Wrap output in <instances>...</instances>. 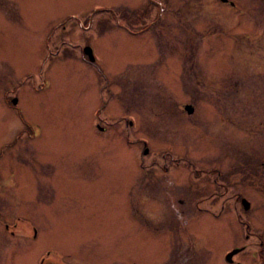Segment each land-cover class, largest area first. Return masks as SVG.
<instances>
[{
  "label": "rangeland",
  "instance_id": "374dc122",
  "mask_svg": "<svg viewBox=\"0 0 264 264\" xmlns=\"http://www.w3.org/2000/svg\"><path fill=\"white\" fill-rule=\"evenodd\" d=\"M146 1L0 0V187L22 184L28 199L33 188L40 191L24 208L41 229L40 249L112 250L118 236L122 250H135L136 264H163L171 252L176 262L184 247L205 263L227 264L228 249L243 239L233 215L196 217L199 197L193 196L186 216L175 205L179 214L173 211L168 223L176 229L160 228L169 220L167 189L174 185L179 194L180 187L195 188L196 168L209 173L208 185L219 168L229 180L217 192L227 199L214 201L228 202L236 216L247 217L250 241L260 236L264 0H157L164 19L156 29L134 37L116 26L118 14L131 32L146 26ZM86 45L102 62L104 77L79 55ZM178 103L192 104L196 114L181 116ZM126 118L134 120L133 129ZM97 120L106 134L98 133ZM133 188L139 199L156 201L154 232H141L130 218L112 226ZM236 193L249 201V210L234 203L230 195ZM4 194L0 250L12 244L2 227L5 207L10 213L22 206ZM186 219L193 221L185 231ZM234 255V264H260L249 253Z\"/></svg>",
  "mask_w": 264,
  "mask_h": 264
},
{
  "label": "flooded vegetation",
  "instance_id": "af4514ba",
  "mask_svg": "<svg viewBox=\"0 0 264 264\" xmlns=\"http://www.w3.org/2000/svg\"><path fill=\"white\" fill-rule=\"evenodd\" d=\"M146 2H147V8H146L147 15L151 18L149 20L147 19L148 24H146V26H144L143 28H139L135 32H131L128 29V25H125L123 19L121 18L119 14H118V17L117 15L114 16L115 18L114 22L116 26L119 29L127 31L128 34L132 33L130 35L134 37L140 34H144L145 32L156 29L161 24V21L164 19V17H162L163 5L161 2L157 0H147ZM222 2L226 3L227 0L222 1ZM231 6H233V4H231ZM120 23L123 25H121ZM91 26H92V22H91V19H89L88 27L86 29L81 24L79 28L80 30L84 28L85 30L88 31L91 28ZM57 39L59 40V43L61 45H64L67 43L65 38L60 37L59 34L57 35ZM156 41L155 40L152 41L154 45L156 44ZM78 46H76V48ZM86 47H89L92 50V57H93L92 61L87 55L84 54L83 50ZM93 50L94 49H92L90 45H86L83 48L81 47L79 49V53H80L79 55L81 56V58L83 57V60H85L88 63V66L93 69V72H95L96 74H99L101 77L102 76L104 77L105 71H104L103 66L101 65L102 62H99V61L97 62L98 58L95 57ZM61 53L63 55L65 52L63 51ZM98 64L101 66V68L97 67ZM180 64H181L180 70L182 71V74L180 75V77H183V65H182L183 60L180 61ZM152 73L155 75L154 70L152 71ZM163 77H166V76L164 75ZM174 90L176 92L179 90H183V86L182 88H176L174 86ZM99 94H100V91H99ZM13 101H15V103H13ZM16 103H17V100L15 99L11 100V104L13 106H15ZM100 106L101 107L98 109L99 113L100 112L104 113L103 109L106 107L105 104H100ZM187 107H190L193 110L192 114L187 113V109H186ZM176 108H177L178 114H180L181 116H183V114H186L191 117L195 115L197 112L196 108L192 104L178 103ZM99 113H96V114L99 115ZM126 120H127L128 128L133 129L135 126L134 120L127 119V118ZM92 121H93V118H92ZM123 121H125L124 118H123ZM93 123L97 125V131L99 134L104 135L107 133V130L101 128V125L98 123V120L97 122H93ZM244 154H246V151L244 152ZM258 164H260L261 167L264 168V162H261V163L259 162ZM165 170L166 172L167 171L169 172L168 168H166ZM213 171H215L213 172L214 174L213 179L207 185V181L205 183V180H204V177H205L204 175H209V173L203 174L204 173L203 171H200L196 168V171L193 174L195 175V178L198 181L197 186L192 189H186L184 188L185 186L180 187L178 188L181 190V191L179 190L180 191L179 194L175 192V190L177 189L173 188L174 185H172V181L170 182V185H172V187L168 188L167 193H165L169 197L167 198L168 202L165 203V207L166 208L168 207L166 218H168L169 220H165V223L166 222L167 223L163 225L162 228L160 229L166 230V232H170V230L176 229L175 226H170V223H168L171 220V215L173 211H174V214L176 215L179 214L177 213V210L175 209V205L177 203L180 204V206L183 207L182 209L183 215L186 216L189 210V201L192 200L193 196H197L199 198L196 200L195 204L197 206V211L199 212H197L198 215L196 217H201L203 215H206L216 220H220L221 218H228L227 217L228 215H233L234 217H236L237 226L238 228L241 229V233H242V238H243L241 240L242 245H239L237 247L234 246L233 248L228 249L232 251L231 252L227 251V253H230V254L226 255V257L224 258L226 263L234 264L232 262L233 261L232 257L235 253L237 254L239 253V255L241 253H245V254L249 253V257H247L248 259L252 260V262H254L255 260H258V262L262 264V262H264V217H261L263 216L262 212L260 215L261 219L259 221V224H261L260 225L261 232L259 234L260 236L257 238V242L254 240L250 241V238L252 239L254 238L251 237V231H250L251 226H250L249 221H245V218L247 217H242L243 215L236 216L235 214L236 207L229 206V205L227 206L226 203L228 202H225V204H220V202L216 203L214 201L215 199L216 201H224L227 199V197L220 198L221 194L217 192V189L221 188V186L223 189V186H225L224 182H228L229 179H226L224 177V174H223L225 172L224 170L221 171L219 170V168H217L216 170H213ZM137 174H139L138 170H137L136 175ZM257 178H259L258 175H257ZM259 179L261 180V178ZM207 180H208V176H207ZM202 183H204V185ZM210 184L212 185V187L210 186ZM206 185H207V188L205 189L204 187ZM17 186L18 188L10 187L8 189H6L5 187H0V197L1 198L7 197L6 194L4 193L8 192L9 193L8 196L12 203H15V202L17 203L20 201L22 202V206L20 205L18 208H15V209L13 208V210L11 209L10 213H8L7 211V206L5 207V213L7 214L5 215V220H4L2 227H3V232L7 233L8 237H10V241L12 242V244L6 247L5 250H0V254L4 255L0 261V264H16L17 262H19V264H136L134 258L132 257L135 250H122L123 248L118 243V236H115L113 238L112 250H60L59 248H56L51 245H48L44 249L42 248L40 249L38 246L39 245L38 240L41 235V229L38 227V225L34 221L28 218V215L26 213H24V210H25L24 208L26 207L27 202L29 200H34L35 194L40 191L36 188H33L32 189V191L34 192L32 195L33 198L28 199L29 190L27 188H20V186L23 187L22 184H18ZM134 190L135 188L132 189V191ZM210 191L212 192L210 193ZM53 192L54 191H52L51 193ZM230 192L231 190L225 189L224 194H228ZM203 193H208V194H206L203 198H201V196H203ZM241 194L242 193H236V194H231L230 196L233 198L235 204L239 202V204L242 206L244 210H249L250 203L249 201L245 200L244 199L245 197L243 198ZM12 195L14 196V198ZM121 202L122 203L118 206L120 207L118 208V214H117L118 220L113 221L112 226L116 225L120 227L119 225L121 224L122 221H124V219L126 220L130 218L133 220L131 221L132 223L133 222L137 223V225L139 226L138 228H140L141 232L148 233V234L150 232H154L155 228L152 225L151 218L153 217V215L155 214L154 212L156 211L155 210V202H156L155 200L139 199L137 196V191L135 190V192H132V195L130 194V198L124 201L122 200ZM203 204L205 205L204 207H203ZM245 205H247L248 209L245 208ZM169 207H170V210H169ZM16 211L20 212V215L13 213ZM34 214H30V215L33 216ZM117 215H116V218H117ZM191 222L188 221L187 219L184 220L182 228L186 231V228L188 227V225L191 224ZM19 228L20 230H18ZM157 230L160 231L159 229ZM247 231L249 232L250 235H248ZM112 232L114 235H120L121 230H112ZM42 235H44L45 239L49 238L50 232H48L47 235H45V232L43 230ZM131 235L133 236L134 239L138 237V234L135 231ZM250 242L254 243L255 245L250 244ZM49 244H51V242H49ZM246 244H247V248H245ZM28 247H31V249L33 248L35 249L26 250ZM187 250L188 249H186L185 247L183 248V254H181L182 257L180 258L181 260H177L176 262H171L172 252L171 254L169 253V258L167 262L163 264H189V262H191L190 260L194 262V263L191 262L190 264H209V263H205L204 259L202 258V256L200 257L199 254L194 253L192 251L188 252ZM246 250H249V252ZM243 256H244V259L246 260L247 258L245 257V255Z\"/></svg>",
  "mask_w": 264,
  "mask_h": 264
},
{
  "label": "water",
  "instance_id": "95a60500",
  "mask_svg": "<svg viewBox=\"0 0 264 264\" xmlns=\"http://www.w3.org/2000/svg\"><path fill=\"white\" fill-rule=\"evenodd\" d=\"M222 1H226V0H222ZM83 51H84V54L87 55L90 58V60L92 61L93 60L92 50L89 47H86V48H84ZM13 103H15V101H13ZM186 109H187L188 114H192L193 110L190 107H187ZM145 152H147V151H145ZM245 208L248 209L247 205H245Z\"/></svg>",
  "mask_w": 264,
  "mask_h": 264
}]
</instances>
